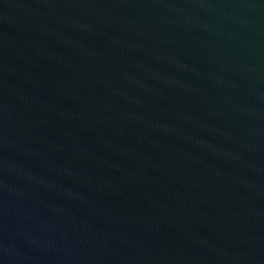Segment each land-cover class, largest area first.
<instances>
[{
  "label": "water",
  "instance_id": "95a60500",
  "mask_svg": "<svg viewBox=\"0 0 264 264\" xmlns=\"http://www.w3.org/2000/svg\"><path fill=\"white\" fill-rule=\"evenodd\" d=\"M0 264H264V0H0Z\"/></svg>",
  "mask_w": 264,
  "mask_h": 264
}]
</instances>
